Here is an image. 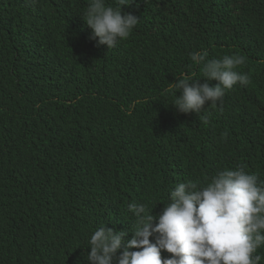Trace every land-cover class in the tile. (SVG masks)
<instances>
[{"label": "trees", "instance_id": "trees-1", "mask_svg": "<svg viewBox=\"0 0 264 264\" xmlns=\"http://www.w3.org/2000/svg\"><path fill=\"white\" fill-rule=\"evenodd\" d=\"M89 2L0 0V264H87L129 203L157 214L177 184L239 165L264 180V0H132L138 25L110 49ZM204 50L244 55L251 83L179 113L171 85L205 82Z\"/></svg>", "mask_w": 264, "mask_h": 264}, {"label": "clouds", "instance_id": "clouds-1", "mask_svg": "<svg viewBox=\"0 0 264 264\" xmlns=\"http://www.w3.org/2000/svg\"><path fill=\"white\" fill-rule=\"evenodd\" d=\"M132 0H90L83 21L91 39L108 49L129 38L139 19L122 6ZM202 65L203 79L181 74L172 88L179 90L173 106L182 114L200 113L216 105L235 85L248 86L250 75L239 71L246 64L241 54L208 59L207 50L192 52ZM216 81L210 86V81ZM145 203H129L135 218L127 230L102 225L88 240L87 264H261L264 256V180L246 166L224 168L201 185L188 180L175 186L169 202L153 213ZM130 234V238H127ZM162 252L170 256H162Z\"/></svg>", "mask_w": 264, "mask_h": 264}]
</instances>
